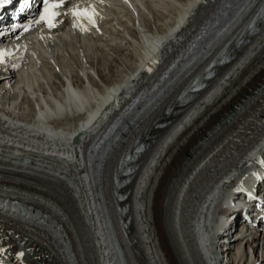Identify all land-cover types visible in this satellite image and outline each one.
Returning a JSON list of instances; mask_svg holds the SVG:
<instances>
[{
    "label": "bare ground",
    "instance_id": "bare-ground-1",
    "mask_svg": "<svg viewBox=\"0 0 264 264\" xmlns=\"http://www.w3.org/2000/svg\"><path fill=\"white\" fill-rule=\"evenodd\" d=\"M262 1L255 0L218 47L210 48L170 87L141 125L176 104L193 75L203 71L227 42L237 39ZM202 3L106 0V14L113 13L116 21L107 15L101 18H107L105 24L100 19L97 27L64 31L48 47L45 42L37 44L33 62L0 78V197L50 214L67 233L77 264H115L87 188L81 151L149 81L156 71L149 69L153 60L173 57L191 39L210 11ZM260 27L243 45L233 42L231 62L216 70L207 89L176 107L167 118L170 124L153 132L156 136L132 182L128 241L120 233L128 264H225L216 245L223 221L216 220L215 207L227 197V189L237 185L236 175L254 167L252 156L264 153V92L250 98L264 81V24ZM122 62L123 68L113 70ZM26 103L33 113L25 112ZM12 108H18L19 120L6 116ZM241 142L244 146L236 148ZM120 155V150L112 154L108 177L117 164L114 156ZM62 175L70 180L79 176L83 187L79 198ZM164 225L169 226L170 238ZM250 236L254 235L245 236L242 251L241 240L231 239L228 264H264V240L259 246L258 238L249 241ZM0 248L10 264H38L32 256L42 264H69L50 233L1 211ZM22 250L25 253L18 258Z\"/></svg>",
    "mask_w": 264,
    "mask_h": 264
},
{
    "label": "snow or ice",
    "instance_id": "snow-or-ice-1",
    "mask_svg": "<svg viewBox=\"0 0 264 264\" xmlns=\"http://www.w3.org/2000/svg\"><path fill=\"white\" fill-rule=\"evenodd\" d=\"M3 2H7V0H3ZM63 0H60V2H49V0H44L45 3V15L41 17V19H45L48 21L49 23V27H54L55 25L52 24V19L54 18V16L57 14L56 12H54V9H57L61 6ZM73 15L76 16L78 19L79 18H83L88 20L89 23L94 24L95 23V11L94 9L89 8H85L83 11H79V10H74L73 11ZM7 53L5 52H0V59L3 58L4 55H6ZM23 253H19L18 254V258L22 257Z\"/></svg>",
    "mask_w": 264,
    "mask_h": 264
},
{
    "label": "rangeland",
    "instance_id": "rangeland-1",
    "mask_svg": "<svg viewBox=\"0 0 264 264\" xmlns=\"http://www.w3.org/2000/svg\"><path fill=\"white\" fill-rule=\"evenodd\" d=\"M125 15H123L122 17H123V19L125 18H127L126 16L124 17ZM91 37H93V35H90ZM95 36V35H94ZM96 37V36H95ZM95 37H93V39H96ZM98 38V37H97ZM98 43H99V41H98ZM105 44V43H104ZM123 44V43H122ZM100 46V45H99ZM108 48H110L109 46H107ZM97 50H100V51H98V53L100 54V53H102V47H98V48H96ZM110 52H111V50H110ZM116 56L115 57H117V58H121V57H124V56H121L120 54H116V53H114ZM126 61H127V64L130 62V59H129V57L128 58H126ZM129 61V62H128ZM125 64L122 62V63H119V64H117V63H115V65H113V70H118V69H120V68H123V66H124ZM115 68V69H114ZM110 75H111V72H110ZM99 81V83L100 82H102L101 80H98ZM98 83V84H99ZM103 83V82H102ZM29 106V104H25V106H24V110H25V112H29V110H31L32 108H30V106ZM20 112V111H19ZM31 113H33V110H31L30 111ZM21 113V112H20ZM30 117V116H29Z\"/></svg>",
    "mask_w": 264,
    "mask_h": 264
}]
</instances>
